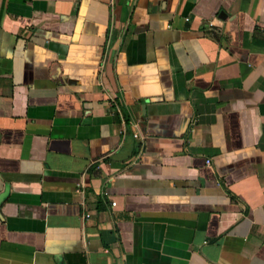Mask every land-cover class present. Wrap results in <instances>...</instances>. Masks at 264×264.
Here are the masks:
<instances>
[{"label":"crops","instance_id":"obj_1","mask_svg":"<svg viewBox=\"0 0 264 264\" xmlns=\"http://www.w3.org/2000/svg\"><path fill=\"white\" fill-rule=\"evenodd\" d=\"M7 188L0 264H264V0H0Z\"/></svg>","mask_w":264,"mask_h":264},{"label":"water","instance_id":"obj_2","mask_svg":"<svg viewBox=\"0 0 264 264\" xmlns=\"http://www.w3.org/2000/svg\"><path fill=\"white\" fill-rule=\"evenodd\" d=\"M7 195H8V188L6 189V191L4 192V194H2L0 196V204L4 201V199L6 198Z\"/></svg>","mask_w":264,"mask_h":264},{"label":"built area","instance_id":"obj_3","mask_svg":"<svg viewBox=\"0 0 264 264\" xmlns=\"http://www.w3.org/2000/svg\"><path fill=\"white\" fill-rule=\"evenodd\" d=\"M136 136H138V135H136ZM208 163H210V160H208Z\"/></svg>","mask_w":264,"mask_h":264}]
</instances>
